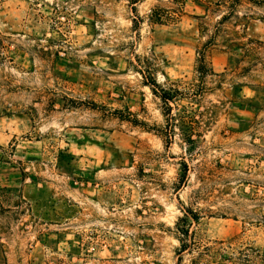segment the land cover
<instances>
[{"label": "rangeland", "instance_id": "1", "mask_svg": "<svg viewBox=\"0 0 264 264\" xmlns=\"http://www.w3.org/2000/svg\"><path fill=\"white\" fill-rule=\"evenodd\" d=\"M244 97L264 0H0V264H264Z\"/></svg>", "mask_w": 264, "mask_h": 264}, {"label": "crops", "instance_id": "2", "mask_svg": "<svg viewBox=\"0 0 264 264\" xmlns=\"http://www.w3.org/2000/svg\"><path fill=\"white\" fill-rule=\"evenodd\" d=\"M245 100H249L251 102H254V104H252L253 106L251 107L252 110H250L249 108H244L242 109V111L244 113H253V116H260V115H264V97H244ZM257 103H259L257 105ZM247 106H249L248 104H246ZM264 119V118H262ZM255 135H260L259 139H261V135L264 136V129L262 131H254Z\"/></svg>", "mask_w": 264, "mask_h": 264}, {"label": "trees", "instance_id": "3", "mask_svg": "<svg viewBox=\"0 0 264 264\" xmlns=\"http://www.w3.org/2000/svg\"><path fill=\"white\" fill-rule=\"evenodd\" d=\"M152 84V86L150 87L151 88V90H152V93L153 94H155L156 95V91H155V89H154V83H151ZM160 96V98L162 99V100H164L163 99V95H159ZM124 118V117H123ZM171 119V117H168V119H166V122L168 121V123H169V120ZM158 134H162V133H160V132H157Z\"/></svg>", "mask_w": 264, "mask_h": 264}]
</instances>
